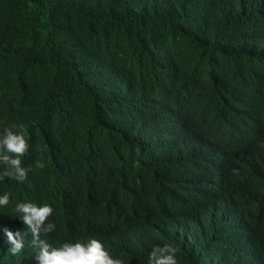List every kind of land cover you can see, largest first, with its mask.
Returning a JSON list of instances; mask_svg holds the SVG:
<instances>
[{
    "label": "trees",
    "instance_id": "1",
    "mask_svg": "<svg viewBox=\"0 0 264 264\" xmlns=\"http://www.w3.org/2000/svg\"><path fill=\"white\" fill-rule=\"evenodd\" d=\"M146 78L157 88L191 78L186 88L227 124L228 145L253 150L264 177V133L241 132L245 116L264 110V0H0V127L23 130L29 153L42 137L69 145L75 165L92 160L120 181L114 202L140 210L152 206L140 195L146 128L113 102ZM214 174L203 168L198 176ZM22 185L0 180V196L9 194L0 207V255ZM57 189H46L54 203ZM252 215L253 235L264 234V204ZM232 217L210 206L184 225L148 219L139 264H149L158 237L180 246L177 264H257L253 250L246 256L253 245L223 243L227 232H217Z\"/></svg>",
    "mask_w": 264,
    "mask_h": 264
},
{
    "label": "clouds",
    "instance_id": "2",
    "mask_svg": "<svg viewBox=\"0 0 264 264\" xmlns=\"http://www.w3.org/2000/svg\"><path fill=\"white\" fill-rule=\"evenodd\" d=\"M189 81L157 88L151 78L135 80L130 92L113 102L121 113L140 117L146 128L139 164L140 195L152 204L148 210L114 202L110 194L120 181L106 177L92 160L75 165L69 145L42 137L29 153L23 130L0 127V180L23 182L12 225L3 229L8 250H2L0 264H139V234L148 219L168 217L184 225L210 206L220 217L233 215L217 230L227 232L223 243L253 245L246 256L253 250L257 264H264V234L253 235L251 227L253 212L264 204L257 194L264 192L260 158L251 149L228 145L227 124L200 105L185 86ZM241 132L249 139L264 133V110L245 116ZM203 168L215 174L200 178ZM49 185L58 188L57 203L48 199ZM8 204L5 193L0 207ZM179 251L176 242L158 237L147 258L149 264H177Z\"/></svg>",
    "mask_w": 264,
    "mask_h": 264
}]
</instances>
